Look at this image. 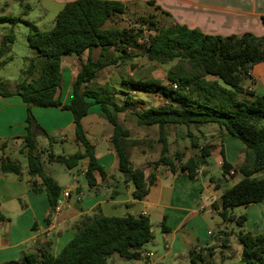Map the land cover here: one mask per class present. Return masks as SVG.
I'll list each match as a JSON object with an SVG mask.
<instances>
[{
  "label": "trees",
  "instance_id": "obj_1",
  "mask_svg": "<svg viewBox=\"0 0 264 264\" xmlns=\"http://www.w3.org/2000/svg\"><path fill=\"white\" fill-rule=\"evenodd\" d=\"M146 4L161 15H166L153 2ZM128 7V3L121 1L75 0L63 6L49 30H39L33 23L23 21L29 29L27 44L34 56L24 72L25 79L14 91L6 90L5 83L0 79V98L15 96L26 105L23 153L29 177L28 191L45 194L49 212L44 221L49 223L61 199L62 188L43 171V152L35 139L37 135L47 137L48 134L35 121L31 112L33 107H55L71 113L74 137L81 150L69 156L50 153L48 161L71 170L81 160H86L83 175L88 190L97 193L95 173L102 180L106 176L102 166L97 163L81 120L90 107L98 106L101 116L112 129L110 143L115 153L116 171L133 184L132 199L136 201L142 200L154 185L152 171L156 167H167L172 173L182 171L189 179H194L198 176L199 168L211 156L212 146L204 144L199 155L186 158L183 152H176L174 157H170L165 132L167 126H217L243 144L246 157H250L251 162L234 167L227 162L224 152L219 151L223 179L233 180L235 174H240L241 179L222 192L219 209L214 203L212 206L224 222L235 221L240 228L235 238L242 245V251L240 260L235 264H264V233L253 235L244 232L242 228L246 216L232 215L235 207L264 200V179L256 177L264 171V95L249 99L251 91L241 85L242 80L249 78L251 68L264 62V36L244 33L240 36L213 37L196 29L161 23L156 14L141 18L137 27L107 26L117 15H124ZM27 10L22 14L27 15ZM10 21L17 23L20 20L16 18ZM144 27L153 33L145 35ZM12 42L11 34L2 37L0 58L10 52L8 44ZM93 48H100L99 58L96 61L88 58L81 63L74 78L72 98L68 104H63L56 95L62 82V57L72 53L80 56ZM110 50L117 52V56L108 57ZM139 52L151 62L168 66L164 82L154 78H126L119 82L112 93L90 86L101 69L130 62L139 56ZM139 94L150 95L163 101V104L138 109L135 103ZM116 95L118 100L115 99ZM119 114L134 117L138 127L158 128L160 156L157 161L148 164L152 166L148 175L141 168H132L128 148L137 146L138 142L129 139V130L119 124ZM22 172L18 161L0 158V174L20 177ZM210 182H214L212 178ZM4 220L0 213V224ZM34 227L35 223L32 229ZM162 230L166 231L163 223ZM222 233L226 237L223 241H226L228 233ZM152 239L150 221L146 216H106L99 207H95L91 214L79 218L72 238L57 255L50 251L51 242L43 241L38 243L35 252L23 254L20 260L6 264H106L112 255L125 261H138L142 259L143 246ZM211 250H204L208 257ZM190 256L191 264H201L202 256L198 251ZM207 264L218 263L208 259Z\"/></svg>",
  "mask_w": 264,
  "mask_h": 264
},
{
  "label": "crops",
  "instance_id": "obj_2",
  "mask_svg": "<svg viewBox=\"0 0 264 264\" xmlns=\"http://www.w3.org/2000/svg\"><path fill=\"white\" fill-rule=\"evenodd\" d=\"M36 1L40 6L43 18L54 22L63 6L75 0ZM112 1L136 5H140L138 3L141 2H153L154 6L166 13L163 16L167 19V23L196 29L213 37L240 36L244 33H251L257 37L264 36V24L262 23L264 0ZM111 51L108 52V57L117 56V53L110 55ZM99 55L100 48H93L91 51H84L80 56L72 53L62 57V80L63 77L66 78L67 84L66 88L64 90L60 88L56 95L63 104H68L72 98L74 78L80 70L81 63L88 58L96 61ZM114 81L112 80V82ZM248 81L245 88L250 89L252 93V96L248 97L249 99L264 95V62L251 68ZM92 108H96V111H94V117L88 121L89 126H99L101 130L105 129L107 132L106 137L102 138L103 140H89L93 146L97 163L102 166L106 177L102 180L95 173L98 192L93 193L88 190L87 185L81 186L77 179L73 184H63L51 176L62 188L60 202L63 205L49 223H46L44 218L49 212V204L45 194L28 191L29 177L26 174V159L23 153V137L26 135V105L15 96L0 98V158L7 157L14 161H18L19 158L24 160V164L21 165L23 172L20 177L13 174H0V213L5 218L0 224V264L18 261L23 254L35 252L38 243L43 241H50V251L53 255H57L72 238L79 218L91 214L95 207H99L106 216L132 215L136 217L144 215L150 221L153 235V239L142 249L152 252L151 258L125 261L117 255H112L107 259L106 264L110 259H112V264H121L119 263L121 261L131 262L130 264H191L190 255L194 251H198L202 256L201 264H207L208 259L218 264L237 263L235 258L238 255V250L232 247L229 238L227 237L224 242L223 239L226 237L222 232L216 234L209 229V220H213L212 214H217V210L212 204L214 203L218 209L221 207V194L225 189H222L219 184L211 183L210 178L212 177L207 176L208 178L203 179L202 177L206 175L207 171L202 168H199L196 178L189 179L185 172L172 173L167 167L162 166L152 171L155 182L148 194L140 201L133 200V184L124 180L118 172H114L116 171V159L115 153L109 145L111 133L98 106L89 108L88 114L81 120L82 127L84 129L83 122L93 111ZM31 112L38 125L48 134V141L43 144L47 148H44L46 155H41L42 163L55 164L48 161V156L50 153L55 155L49 151L52 144L57 141L51 135L56 133L60 135L59 140L64 142H67L70 136L71 147H67L69 151H73L70 155L81 150L76 144L70 112L55 107H33ZM211 128H214L211 129L212 132L208 131L204 135L214 137L217 147L212 150L211 156L216 157L219 168L220 150L224 152L227 162L234 167L251 162V158L246 157L243 145L230 139L231 137H228L229 135L222 132L217 126ZM84 131L86 132L85 129ZM200 133L203 134V131ZM98 147L100 148L99 154ZM61 156L69 155L61 154ZM130 162L132 168H140L133 165L131 157ZM86 164V160H84L82 174L85 172ZM144 171L148 175L146 170ZM256 177L264 179V171L257 174ZM240 179L241 175L235 174L233 181L237 182ZM65 192H69L68 199L63 197ZM73 194L77 202L74 204L70 203ZM246 210L245 225L248 232L253 235L264 233V200L246 206ZM34 223L35 227L32 229ZM162 223L166 231L162 230ZM207 248H212L209 251V257L204 251Z\"/></svg>",
  "mask_w": 264,
  "mask_h": 264
},
{
  "label": "rangeland",
  "instance_id": "obj_3",
  "mask_svg": "<svg viewBox=\"0 0 264 264\" xmlns=\"http://www.w3.org/2000/svg\"><path fill=\"white\" fill-rule=\"evenodd\" d=\"M136 4H128L129 7L124 15H117L114 18L113 22H108L107 26L116 25L117 27L124 26H134L137 27L139 25L141 18H148L150 14H156L158 20L162 23H167V19L161 15L159 12H156L152 7L148 6L146 3H138ZM40 6L38 5L36 0H0V43L1 39L4 35H12L13 42L9 43L10 52L3 55L0 58V79L5 83V89L8 91H14L19 84L23 82L25 79V70L30 62V59L34 56L33 50H31L27 44V34L28 27L23 23V21H29L33 23L39 30L46 31L52 28L53 23L52 20L43 18L42 12L40 11ZM28 9L27 15H23L22 12ZM18 18L20 21L17 23H13L10 19ZM146 29V27H144ZM153 33L152 30H145V35H149ZM110 55H115L117 52L111 51ZM112 58V56H109ZM11 58V60H9ZM168 66L158 65L157 63L151 62L146 59L139 52V56L133 58L130 62L125 64L118 63L117 65L105 67L101 69V71L97 74L94 84L90 85L99 89L101 92H114L118 87L119 82L122 79L132 78V79H140V78H154L158 79L162 82L165 81V74ZM115 80L112 82V80ZM248 79H244L241 82L242 87H246L248 85ZM67 79L63 77L61 90L66 88ZM111 84V86H108ZM105 85H107L105 87ZM108 88V89H107ZM116 91V90H115ZM118 95L115 96V99L118 100ZM138 101L136 104L138 109H141L145 106L155 105L160 106L163 104V101H158L154 99L150 95L139 94L137 97ZM96 108H92L93 111L89 114L87 119L84 120L83 126L87 132L88 139L91 141H95L97 139H101L106 137L107 132L105 129H100L99 126L93 127L89 126V119L94 117V111ZM146 109V108H145ZM119 124L123 127L127 128L130 133L129 139H133L138 142V145L135 147H129L128 153L131 157L134 166H138L143 170H146V173H150L149 163H153L158 160L160 156L161 144L158 139V128L157 127H138L135 124V119L129 114H119L118 115ZM107 123V122H106ZM109 126V131L112 133L111 126ZM212 125L195 127L191 126L186 128L184 126H167L165 128V132L168 140V155L170 157H174L176 152H183L185 157L196 156L200 154L201 146L204 144L211 145L213 150L217 147V144L214 141V137L205 136L204 133L212 130L214 128ZM206 129V130H205ZM212 129V130H211ZM203 131V134L200 133ZM57 140L51 146L49 151L55 155L61 154H72L67 149V147H71L70 136L68 137V141L64 142L59 140V134L56 133L51 135ZM230 137V136H228ZM233 139L240 143L237 139ZM36 143L38 148H40L44 155H46V151H44V143H47V137L42 135L36 136ZM229 142V141H226ZM111 146V143L109 142ZM243 145V144H241ZM64 152V153H63ZM98 154L100 153V148H97ZM215 154V153H214ZM220 157V156H218ZM216 157L210 156L207 158V162L201 168L206 170L207 173L202 178L212 177L215 184H219L222 189L230 188L236 180H225L222 177L221 170L217 166ZM18 162L23 165L24 160L19 158ZM162 167V166H158ZM156 167V168H158ZM42 168L45 174L52 176L56 180H60L63 184H73L75 179L78 180V183L85 187L87 185L86 179L84 175L81 173L84 169V160H81L78 165L71 169L70 171L62 164H48L47 162L42 163ZM155 168V169H156ZM154 169V170H155ZM117 173V171H114ZM207 177V178H208ZM235 177V176H234ZM206 178V179H207ZM59 182V181H58ZM68 199V198H67ZM70 203H77L75 201L74 194L70 199ZM61 205L63 203L61 202ZM247 210L246 206L235 207L232 210V215L235 217L245 215ZM213 220L210 221L209 229L215 232L225 231L228 233V238L232 243V247L238 250V255L235 258V262L240 260V255L242 251V245L236 240L235 236L237 232L240 230L239 226L235 223V221L224 222L222 218L214 213L212 214ZM242 230L244 232H248L246 229V225H243ZM120 261V260H118ZM121 264H130L131 262H119ZM107 264H112V259L108 260Z\"/></svg>",
  "mask_w": 264,
  "mask_h": 264
},
{
  "label": "built area",
  "instance_id": "obj_4",
  "mask_svg": "<svg viewBox=\"0 0 264 264\" xmlns=\"http://www.w3.org/2000/svg\"><path fill=\"white\" fill-rule=\"evenodd\" d=\"M248 90L250 91V89H248ZM63 197H64V199L69 198V192H65V193L63 194ZM60 207H61V202L59 201L57 207L55 208V213H54V214H57V213L60 211ZM152 256H153V254H152V252H150V251H145V250H143V251L141 252V257H142L143 260H145V259H149V258H151Z\"/></svg>",
  "mask_w": 264,
  "mask_h": 264
}]
</instances>
